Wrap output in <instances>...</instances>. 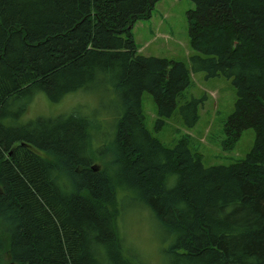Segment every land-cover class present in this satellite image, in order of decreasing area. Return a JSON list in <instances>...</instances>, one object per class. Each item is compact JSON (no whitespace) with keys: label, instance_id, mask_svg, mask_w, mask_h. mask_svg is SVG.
<instances>
[{"label":"trees","instance_id":"trees-1","mask_svg":"<svg viewBox=\"0 0 264 264\" xmlns=\"http://www.w3.org/2000/svg\"><path fill=\"white\" fill-rule=\"evenodd\" d=\"M159 1L0 0V264H145L120 235L127 199L158 225L162 264H264V0H189V67L138 52L133 26ZM197 73L231 82L222 149L252 130L243 160L206 168L190 137L167 147L145 128L144 93L155 133L196 125ZM95 87L118 109L106 161L80 108L22 120L38 93Z\"/></svg>","mask_w":264,"mask_h":264},{"label":"rangeland","instance_id":"rangeland-1","mask_svg":"<svg viewBox=\"0 0 264 264\" xmlns=\"http://www.w3.org/2000/svg\"><path fill=\"white\" fill-rule=\"evenodd\" d=\"M194 8L189 0H160L152 10L151 17L135 23L132 35L140 55L183 62L190 66V57L195 52L188 38L187 12ZM193 85L187 95L203 99L199 107V119L193 128H186L176 120L167 121L164 128L154 132L156 108L150 94L141 97L145 128L167 147H172L182 136L191 139V151L201 156L204 167L230 165L239 162L251 150L254 144V132L246 130L231 151L222 149L224 123L234 109L236 93L231 82L218 77L206 79L203 73L192 75ZM17 105L11 111H16ZM80 108L95 121L92 138V151L105 161L110 157L109 148L113 138L118 109L114 97L102 88H90L88 91L68 95L57 104L50 103L43 93L35 95L22 120L29 121L38 117H55ZM81 111V112H82ZM92 130V131H93ZM42 154V153H40ZM94 165L102 167L100 160ZM120 192V197L124 193ZM131 196V195H130ZM124 202L119 219L120 235L127 248L138 256L139 262L162 264L161 241L158 225L151 215L138 207L133 201ZM150 259V260H149Z\"/></svg>","mask_w":264,"mask_h":264}]
</instances>
